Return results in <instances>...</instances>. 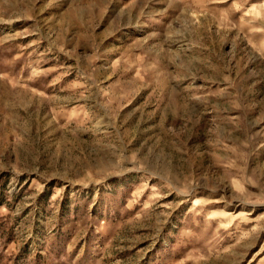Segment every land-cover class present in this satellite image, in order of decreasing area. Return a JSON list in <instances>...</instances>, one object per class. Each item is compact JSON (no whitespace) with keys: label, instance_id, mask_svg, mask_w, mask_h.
Listing matches in <instances>:
<instances>
[{"label":"rangeland","instance_id":"1","mask_svg":"<svg viewBox=\"0 0 264 264\" xmlns=\"http://www.w3.org/2000/svg\"><path fill=\"white\" fill-rule=\"evenodd\" d=\"M0 264H264V0H0Z\"/></svg>","mask_w":264,"mask_h":264}]
</instances>
